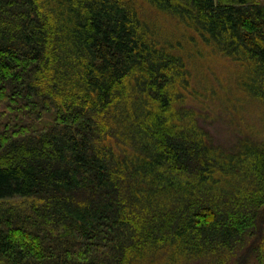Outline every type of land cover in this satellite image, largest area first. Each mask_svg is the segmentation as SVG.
<instances>
[{
  "label": "trees",
  "instance_id": "trees-1",
  "mask_svg": "<svg viewBox=\"0 0 264 264\" xmlns=\"http://www.w3.org/2000/svg\"><path fill=\"white\" fill-rule=\"evenodd\" d=\"M0 202V264H264V5L0 0Z\"/></svg>",
  "mask_w": 264,
  "mask_h": 264
},
{
  "label": "rangeland",
  "instance_id": "rangeland-1",
  "mask_svg": "<svg viewBox=\"0 0 264 264\" xmlns=\"http://www.w3.org/2000/svg\"><path fill=\"white\" fill-rule=\"evenodd\" d=\"M253 1H255V2H258V3H260V4H263L264 5V0H253ZM219 125V123L217 124V126ZM221 126V125H220ZM223 129V130H222ZM220 133H221V135L224 137L226 134H227V131H225V129H224V127L222 128L221 127V129H220V131H219ZM24 201V199H20V198H14V199H11V200H8V204H11V203H13L14 205H16L17 203H20V202H23ZM1 204H6V202H0ZM0 204V206H3V205H1Z\"/></svg>",
  "mask_w": 264,
  "mask_h": 264
}]
</instances>
